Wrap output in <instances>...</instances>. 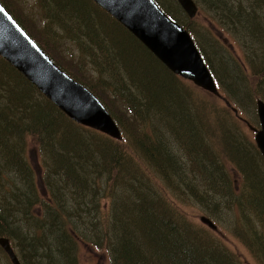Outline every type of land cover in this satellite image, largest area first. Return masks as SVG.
Returning <instances> with one entry per match:
<instances>
[{"label": "trees", "instance_id": "obj_1", "mask_svg": "<svg viewBox=\"0 0 264 264\" xmlns=\"http://www.w3.org/2000/svg\"><path fill=\"white\" fill-rule=\"evenodd\" d=\"M0 1L118 122L119 116L96 86L70 72L47 50L39 32L33 35L7 0ZM36 1L43 10V30L58 36L68 33L64 38L74 40L85 59L84 51L101 73L111 71L116 81L112 87L105 85L112 99L123 103L140 127L127 144L124 138L116 140L74 122L0 57V82L12 74L16 77L4 83L9 90L0 94V237L10 240L22 264H80L81 243L105 250L110 264H240L213 230L186 212L182 205L189 202L216 220L239 210L230 226L237 228L250 251L264 257V175L250 152L262 160L263 156L247 138L236 140L239 135L232 130L242 119L220 116L224 132L216 133L201 101L192 98L181 77L93 0ZM156 1L198 43L193 18L177 16L168 0ZM210 1L211 12L253 41V50L264 49V27L255 5L244 0L203 3ZM47 36L41 35L45 40ZM199 47L217 82L227 89L228 82L233 86L240 82L233 64L222 60L216 68ZM104 57L106 62H101ZM258 57L263 61L264 53ZM258 75L259 81L264 79V66ZM29 139L39 146L46 166L42 188L28 159ZM228 162L242 177L243 189L235 187L236 175Z\"/></svg>", "mask_w": 264, "mask_h": 264}, {"label": "rangeland", "instance_id": "obj_2", "mask_svg": "<svg viewBox=\"0 0 264 264\" xmlns=\"http://www.w3.org/2000/svg\"><path fill=\"white\" fill-rule=\"evenodd\" d=\"M161 1L163 4H165L164 0ZM169 1L171 2L170 6L172 9H174L172 10L168 6L172 12H174L177 16H181L184 20H189L186 12L182 11V9L179 7L177 0H168V2ZM203 1L204 0H195L199 11L196 16L193 17V23L191 24L192 27L199 31L197 37L199 40L196 45L199 50L201 49L199 45L205 49L208 57L213 59V63L216 68H219L218 62L222 60H226L231 65L233 64L235 70L237 71V82L240 81L241 86L239 85L240 82L233 86L232 82L229 80L230 82H228V84L231 86V88L227 89L225 86L223 87V85L218 81L220 92L228 97L232 102L231 105H227L224 100H221L220 97L208 93L189 80L180 78L181 84L187 89V92L191 93L193 99L196 101H201V105L207 114L206 120L216 133L222 134V132H224L219 126L220 116L239 117L242 120L237 122L236 126L238 128L232 130L235 126H232V123L230 122L229 129L234 131L236 135H239L236 139L238 142L244 138H247L249 143L252 142L256 145L255 133L250 128V126L258 128L260 127L257 112V101L258 99L264 101V79L259 81L260 77L258 74L263 69L264 60H260L258 56H261L264 53V49L258 53L253 50L251 47L253 41H250V39L248 41L245 38L246 36L244 37L241 33L238 35L239 32H236L233 27L228 25L226 20H222L220 17H217L214 13H212L209 9L210 3L212 1H210L208 4L203 3ZM232 1L234 4L239 2L238 0H230V2ZM7 2L19 15V17L24 20V23L26 25L28 24L27 26L30 27L31 32L33 31V35L36 36V31L39 32L40 39L43 41L42 43L45 44L44 46H46L47 50L60 58V60L64 65L67 66V69L70 72L75 73L82 79H85L86 81L88 80L96 86L99 92L110 104L111 108L114 110V113L119 116L120 120H117V123L124 135V142L130 144L133 140V131L138 129L140 126L136 128V124L132 122L131 115L126 112L123 103L119 102L117 99H112L114 97L110 94L108 88L105 85V83L110 85L116 81V78L111 73V71L101 73L99 67H95V65L91 63L90 56L84 51V53L87 55L85 59V56H83L79 45L72 39L64 38V36H67L68 33L63 31L61 32L62 34H59L60 36H58V34H55L54 32L49 33L48 31L43 30V27H45L44 16L42 15L43 10L38 1L7 0ZM244 3L253 4L256 6V17L260 23H263L264 27V0H244ZM44 32L48 34V42L46 41L47 39L45 40L41 37L42 33ZM54 34L55 36L51 38V36ZM122 43L125 45L124 41H122ZM132 49L136 50L134 48ZM128 53L129 56L132 57V53L130 51H128ZM101 62H106V58L104 57ZM205 62L209 66L206 60ZM120 71L126 76L124 71ZM244 76H246V79ZM13 80H16V77L13 74L7 80H1L0 83L2 84H0V94H2V96L6 94L7 90H9L8 84L4 83H12ZM110 86L112 87L113 85ZM233 107H236L239 112L236 113L233 110ZM196 123L200 124L199 120H196ZM38 147L39 146H37L32 139H29L27 148L28 159L36 171L37 180L39 181L40 188H42L43 174L45 172L46 166H44L42 153ZM177 149L183 154V151L180 149V147L177 146ZM250 155H253L254 159L257 161V171L264 175V158L263 160L260 159L254 150L250 152ZM227 165L228 169L230 168L236 175V177H234L235 187L238 189L241 187L240 189H243L242 177H240L238 171L233 166H231L230 162H228ZM182 207L190 215H195L193 219L196 223L203 225L206 228H210L209 226L207 227L204 225L200 220L202 215H207L208 217L211 216L208 214V212H204V209L201 206L196 203L189 202L185 205H182ZM239 213V210H235L234 213H227L226 215H223L222 220L213 219L211 216L210 218L213 219L218 225V229L213 231L223 242V244L235 254L240 264H264V257L262 256V258H260L256 255V253L250 251L247 245H245V243L237 235V228L230 226V223L234 221L233 215H239ZM79 256L80 264H110V260L106 251L98 250L95 247L90 246V244L88 245L81 243ZM0 264H12L8 254L1 247V245Z\"/></svg>", "mask_w": 264, "mask_h": 264}, {"label": "water", "instance_id": "obj_3", "mask_svg": "<svg viewBox=\"0 0 264 264\" xmlns=\"http://www.w3.org/2000/svg\"><path fill=\"white\" fill-rule=\"evenodd\" d=\"M137 37L171 72L203 90L223 97L191 33L172 19L155 0H93ZM190 18L198 13L195 0H177ZM0 55L74 122L116 140L123 133L102 101L85 85L61 69L0 2ZM228 105L230 101L225 98ZM237 113L238 109L233 107ZM260 127L250 126L264 157V101L258 99ZM250 125V124H249ZM200 220L211 229L208 216ZM0 245L13 264H22L10 240Z\"/></svg>", "mask_w": 264, "mask_h": 264}, {"label": "flooded vegetation", "instance_id": "obj_4", "mask_svg": "<svg viewBox=\"0 0 264 264\" xmlns=\"http://www.w3.org/2000/svg\"><path fill=\"white\" fill-rule=\"evenodd\" d=\"M222 99H224V98H222Z\"/></svg>", "mask_w": 264, "mask_h": 264}]
</instances>
